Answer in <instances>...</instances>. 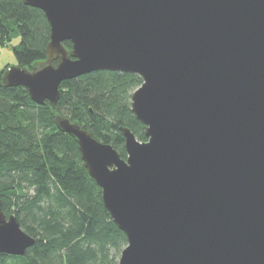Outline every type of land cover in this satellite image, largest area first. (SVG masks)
I'll return each mask as SVG.
<instances>
[{
  "label": "water",
  "instance_id": "95a60500",
  "mask_svg": "<svg viewBox=\"0 0 264 264\" xmlns=\"http://www.w3.org/2000/svg\"><path fill=\"white\" fill-rule=\"evenodd\" d=\"M23 1L51 40L44 61L5 71V87L56 108L64 81L142 79L132 113L148 140L122 128L126 159L54 112L127 237L119 264H264V0ZM34 245L0 201V253Z\"/></svg>",
  "mask_w": 264,
  "mask_h": 264
},
{
  "label": "trees",
  "instance_id": "16d2710c",
  "mask_svg": "<svg viewBox=\"0 0 264 264\" xmlns=\"http://www.w3.org/2000/svg\"><path fill=\"white\" fill-rule=\"evenodd\" d=\"M14 38L20 39L17 45ZM50 40L42 10L23 0H0V46L13 49L18 66L31 69L44 61ZM64 46L72 49L69 41ZM9 67L0 68V201L5 215H15L35 245L25 256L0 253V264H119L127 237L105 207L78 142L58 129L54 112L79 122L126 159L122 128L148 140L132 113V94L142 79L98 71L67 80L53 108L33 102L24 87H5Z\"/></svg>",
  "mask_w": 264,
  "mask_h": 264
},
{
  "label": "rangeland",
  "instance_id": "374dc122",
  "mask_svg": "<svg viewBox=\"0 0 264 264\" xmlns=\"http://www.w3.org/2000/svg\"><path fill=\"white\" fill-rule=\"evenodd\" d=\"M19 42H20V39L19 38H14L13 45H17ZM1 48H2V51L4 53L3 52H0V60H1L0 62L2 63V61H3V62L6 63V65L4 67H1V69H5L8 66H10V67L18 66V62H17V59H16V56L14 54L13 49L11 47H6V46H0V49ZM8 60H11V62L8 61ZM7 62H10V65Z\"/></svg>",
  "mask_w": 264,
  "mask_h": 264
},
{
  "label": "crops",
  "instance_id": "0c3cea01",
  "mask_svg": "<svg viewBox=\"0 0 264 264\" xmlns=\"http://www.w3.org/2000/svg\"><path fill=\"white\" fill-rule=\"evenodd\" d=\"M0 52H3V51H2V48L0 49ZM8 52H9V51H8ZM3 53H4V52H3ZM3 53H2V54H3ZM2 54H1V55H2ZM7 59H8V58H7ZM0 61H1V60H0ZM8 61L11 62V60H8ZM10 62H7V63H9V65H10ZM2 63H3V64H2ZM2 63L0 62V68H1V67H4V66L6 65L5 62L2 61Z\"/></svg>",
  "mask_w": 264,
  "mask_h": 264
}]
</instances>
